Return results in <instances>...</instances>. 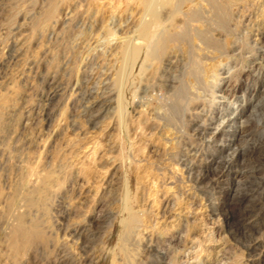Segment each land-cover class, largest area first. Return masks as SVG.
<instances>
[{"label": "rangeland", "instance_id": "374dc122", "mask_svg": "<svg viewBox=\"0 0 264 264\" xmlns=\"http://www.w3.org/2000/svg\"><path fill=\"white\" fill-rule=\"evenodd\" d=\"M48 1L0 0V264H125L116 222L125 184L141 219L128 264H264V0H227L225 30L212 32L224 49L211 91L199 89L176 123L156 116L154 99L129 105L126 135L111 87L137 0H56L44 19ZM183 63L179 53L148 77L147 94L173 93ZM221 115L230 135L215 130ZM40 175L46 210L26 200ZM18 214L44 239L12 256Z\"/></svg>", "mask_w": 264, "mask_h": 264}, {"label": "bare ground", "instance_id": "6f19581e", "mask_svg": "<svg viewBox=\"0 0 264 264\" xmlns=\"http://www.w3.org/2000/svg\"><path fill=\"white\" fill-rule=\"evenodd\" d=\"M201 1L205 3L207 9L204 10V8L201 6L202 3L200 4ZM41 2H40V4H41ZM186 2L191 3V4L188 6V8L182 9L183 4H185ZM228 3H229V1H227V0H137V3H136L137 10H136V13H134V14H136V17H135V19L131 25V29H130V33H129L130 35L123 36L122 40L118 46L119 47V49H118L119 61H118L117 67L115 66L116 69H115L114 77L112 79L113 88L110 86L111 89H113V93H114L113 108H114V112H115L116 117H117V123L116 122L115 123L117 124L122 135L123 134L126 135V121L127 120L125 119V117L127 115L129 105H134V106L140 107V106L147 104L149 102V100L154 99L156 102L155 109L159 113L156 116L163 119L166 122L176 123L178 121L177 115L181 114V116H185V113L190 109L191 105L194 104L198 100V98L201 96L199 89H201L202 91L210 90L209 88L211 86L212 81H215L217 79V75H218L217 57L219 55H221V53H223V49H224L223 43L219 39L213 37L212 32L216 28L225 30L226 22L228 20ZM56 7H57L56 0H49L47 7L44 10L43 15H42V16H44V19L52 17L56 11ZM206 13H208V15ZM25 17H26V15H25ZM194 21H197V22L202 21L203 22V28L194 27L192 25V22H194ZM194 25H196V24H194ZM38 27H39V25H38ZM108 33H110V36H111L114 32L110 31V29H109ZM195 41H197L199 43L198 46L195 44ZM179 53L184 55V63H183V68H182L181 72H179L178 83H177V86L175 88V91L173 93L172 92L171 93L166 92L163 94L161 93L159 96H157V95L155 96L153 94H147V91H146L147 86H145V85H146V83H148L149 78L157 81L158 77H160V74H161L160 67L163 68V67L169 66L171 64L173 58H176V56L179 55ZM115 55H116V53H115ZM181 63H182V61H181ZM169 72H171V71H169ZM176 74H177V72H176ZM164 82H166V80H164ZM212 87H213V85L211 86V88ZM57 106H59V105H57ZM113 115H114V113H113ZM222 115H225V113H223ZM222 115L219 116L218 122L215 125V130L216 129L219 130V133L221 132V134H223V135H230L231 133H229V132L235 131V130H230L232 125H231L229 118L228 117L226 118L225 116H222ZM152 117H153V115H152ZM2 119H3V117H2ZM1 127H2V125H1ZM4 127H5V125H4ZM126 138H124V139L126 140ZM127 144L129 145V142ZM8 146H11V145H8ZM3 149H5V148H3ZM10 150H11V148H10ZM127 150H128V148H127ZM28 164H29V162H28ZM48 175L38 176L39 181L42 184L41 185L42 187L34 186L28 191L26 200L28 201L29 207H31V205H33V204H37V206H40L46 210V204H45L46 203L45 202L46 196L42 195V193H40V192L42 191L41 189H45V186L49 183ZM31 176H32V174H31ZM122 176H123V173H122ZM35 178H37V177H35ZM125 179L126 178H124V180ZM122 183H120V184H122ZM50 184L52 185L53 183H50ZM127 184H128V182H127ZM125 185L124 186L120 185V187L122 186L123 188L121 191V195H119L120 197L118 196L120 199V201H119L120 202V209H119V211H117L119 213V215L116 217V222L118 224H120L121 229H119V230L122 231V237H121V241H120L119 246H118V251L124 256L125 264H128L130 262V259H129L130 251L128 250V247H127L128 244L126 245V240H128L130 235L135 232V228L138 227L139 223L141 222V219L138 216V214L128 205L127 201L129 200V197L127 196L128 191L126 190V188L128 186L126 187ZM19 204H20V201H19ZM35 206H33V207H35ZM211 206H212V204H211ZM9 207L14 209V204L12 202H10ZM5 208H6V206H5ZM117 209H118V207H117ZM23 210H25V209H23ZM105 213H107V212H105ZM79 215H81V214H79ZM42 216H44V215H42ZM50 216L52 217V214ZM23 217L24 216L22 214H18V216L15 219V222L9 226V231L7 233V241H8L9 246H10L9 248L12 251V256H14L15 254L17 255L16 250L19 247L21 248V247H26V246L30 245L32 242L31 240L33 238L39 239L41 241L44 239V235H43L42 231L38 228V223H37L36 219H32V218H31V220L28 219V220H30V222L27 223V221H25V219ZM44 217H48V216H44ZM86 217H87V215H86ZM96 218H97V216H96ZM44 219H46V218H44ZM47 219H49V217ZM97 219H99V218H97ZM90 221H92V220H90ZM96 221H95V223H96ZM101 221H103V220L101 219ZM50 223L51 222H49V224ZM92 223H93V221H92ZM79 224H81V223H79ZM143 229H145V227ZM75 231H77V230H75ZM2 233H3V231H2ZM80 233H82V232H80ZM86 233H88V232H86ZM111 233H113V232H111ZM116 236L117 235L115 234V237ZM4 240H6V238ZM52 240H54V239H52ZM133 240H134V238H133ZM108 241H109V239H108ZM108 241H107V243H108ZM114 241H115V239H114ZM128 242H129V240H128ZM105 248H106V246H105ZM105 248H104V250H105ZM110 250L109 249L105 250L104 255H105L106 259L107 258L109 259V257H110V252L112 251V250L111 251ZM54 251H56V250H54ZM23 255H24V253H23ZM112 257H113V254H112ZM120 260H121V258H120ZM7 261H9V260H7Z\"/></svg>", "mask_w": 264, "mask_h": 264}]
</instances>
